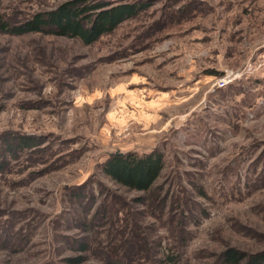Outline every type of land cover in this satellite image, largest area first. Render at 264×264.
<instances>
[{
  "label": "rangeland",
  "instance_id": "rangeland-1",
  "mask_svg": "<svg viewBox=\"0 0 264 264\" xmlns=\"http://www.w3.org/2000/svg\"><path fill=\"white\" fill-rule=\"evenodd\" d=\"M65 1L2 0L0 23ZM89 1L142 9L90 45L0 31V264L264 252V0ZM148 154V192L102 171Z\"/></svg>",
  "mask_w": 264,
  "mask_h": 264
},
{
  "label": "trees",
  "instance_id": "trees-1",
  "mask_svg": "<svg viewBox=\"0 0 264 264\" xmlns=\"http://www.w3.org/2000/svg\"><path fill=\"white\" fill-rule=\"evenodd\" d=\"M2 0H0L1 3ZM142 8L132 4L111 5L91 3L89 0H68L55 8L37 12L19 25L0 23V31L11 35L43 33L75 38L86 45L97 41L100 36L111 33L126 19L135 16ZM29 147L32 142L26 138L18 147ZM12 150V146H8ZM1 158V157H0ZM163 168L160 156H113L107 160L102 171L113 183L133 192H148ZM0 170L2 165L0 163ZM84 248L82 245L81 250ZM245 255L231 249L224 253V262L237 264ZM77 258V263L81 262ZM226 260V261H225ZM245 264H264V252L250 255Z\"/></svg>",
  "mask_w": 264,
  "mask_h": 264
}]
</instances>
